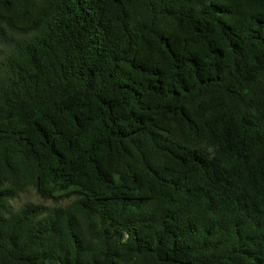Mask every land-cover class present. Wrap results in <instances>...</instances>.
Here are the masks:
<instances>
[{"label": "trees", "instance_id": "1", "mask_svg": "<svg viewBox=\"0 0 264 264\" xmlns=\"http://www.w3.org/2000/svg\"><path fill=\"white\" fill-rule=\"evenodd\" d=\"M0 264H264V0H0Z\"/></svg>", "mask_w": 264, "mask_h": 264}, {"label": "rangeland", "instance_id": "2", "mask_svg": "<svg viewBox=\"0 0 264 264\" xmlns=\"http://www.w3.org/2000/svg\"><path fill=\"white\" fill-rule=\"evenodd\" d=\"M35 203V204H41L44 206H52L55 204L52 200H42L35 192V189L33 187H29L26 189L25 192L20 194L17 198L14 200H11L9 202L10 207L12 210H17L20 207H22L26 203ZM67 203V200H59L56 202V204L64 205Z\"/></svg>", "mask_w": 264, "mask_h": 264}]
</instances>
